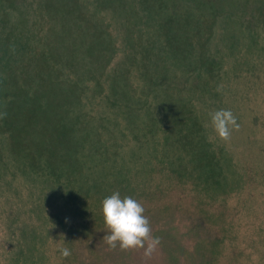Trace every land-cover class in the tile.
<instances>
[{
  "label": "rangeland",
  "instance_id": "obj_1",
  "mask_svg": "<svg viewBox=\"0 0 264 264\" xmlns=\"http://www.w3.org/2000/svg\"><path fill=\"white\" fill-rule=\"evenodd\" d=\"M259 5L0 0V264H264ZM113 191L143 205L151 256L103 239Z\"/></svg>",
  "mask_w": 264,
  "mask_h": 264
},
{
  "label": "clouds",
  "instance_id": "obj_2",
  "mask_svg": "<svg viewBox=\"0 0 264 264\" xmlns=\"http://www.w3.org/2000/svg\"><path fill=\"white\" fill-rule=\"evenodd\" d=\"M4 115L0 113V118ZM208 115L215 136L221 140H229L233 130L240 127L230 109L219 108L209 112ZM101 212L107 229L103 239L110 248H116L118 245L122 250L143 249L145 256H151L160 244L159 236H151L149 219L144 215L143 205L136 198L122 197L119 191H113L102 200ZM60 254L69 257L72 252L70 248L64 247L60 250Z\"/></svg>",
  "mask_w": 264,
  "mask_h": 264
},
{
  "label": "trees",
  "instance_id": "obj_3",
  "mask_svg": "<svg viewBox=\"0 0 264 264\" xmlns=\"http://www.w3.org/2000/svg\"><path fill=\"white\" fill-rule=\"evenodd\" d=\"M261 5H263V4H261ZM261 5H259L256 9H255V12H254V10H253V14L254 15H256V14H258V17H255L254 15H252L251 17H250V20H248V18H244L246 21H244L245 23L248 21L249 22V24L250 25H254V27H253V30L254 31H257V32H261V33H264V19H260L259 17H261L262 18V16H261V13H262V6ZM251 10V11H252ZM250 11V12H251ZM259 18V19H258ZM251 22V23H250ZM203 41H205L206 39L205 38H203L202 39ZM199 41V40H198ZM205 44H206V42H201V47H204L205 46ZM252 78H254L253 76L252 77H249V79L248 80H250L251 79V81L253 80ZM197 108H200V105H198V102H197ZM213 109L214 110H216L217 108H215V107H213Z\"/></svg>",
  "mask_w": 264,
  "mask_h": 264
}]
</instances>
